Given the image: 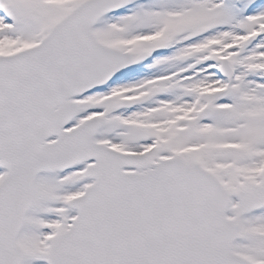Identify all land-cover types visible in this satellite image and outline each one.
Masks as SVG:
<instances>
[{"label": "snow or ice", "instance_id": "obj_1", "mask_svg": "<svg viewBox=\"0 0 264 264\" xmlns=\"http://www.w3.org/2000/svg\"><path fill=\"white\" fill-rule=\"evenodd\" d=\"M0 264H264V0H0Z\"/></svg>", "mask_w": 264, "mask_h": 264}]
</instances>
